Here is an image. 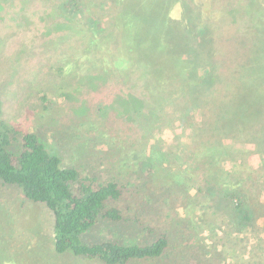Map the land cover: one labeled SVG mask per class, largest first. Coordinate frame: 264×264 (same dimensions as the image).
<instances>
[{
	"label": "trees",
	"instance_id": "16d2710c",
	"mask_svg": "<svg viewBox=\"0 0 264 264\" xmlns=\"http://www.w3.org/2000/svg\"><path fill=\"white\" fill-rule=\"evenodd\" d=\"M202 1L0 0V12L13 15L12 20L17 22V11L24 16L40 13L50 28L42 33L45 43H50L51 37L60 43L75 37L76 48L85 56L75 69L85 65L96 70L93 75L64 80L66 85L78 84L79 89L62 93L75 116L84 117L89 110L85 101L78 104V96L103 88L109 90L107 110L116 112L119 120L132 124L135 130L145 128L150 134L155 121L159 124L166 116H161L159 107L154 105L155 98L165 106L173 105L168 113L172 125L183 132L192 131L196 137L193 142L201 139L205 144L199 149L196 142L194 146L188 143L186 151L178 156L174 151L164 153L156 137L160 132L143 134L138 143L148 150L143 158L135 157L138 162L134 171L127 164L126 147L116 146L119 155L114 167L121 169L122 175V169H128L129 177L136 176L123 193L119 173L98 182L82 180L79 171L65 166L64 158L51 153L37 134L21 132L6 123L0 100V184L18 189L24 199L52 215L56 254L102 264H130L167 259L172 249L179 247L189 249L197 264H211L212 253L194 241L191 224L198 221L188 219L192 214L189 204L200 205L197 198L207 194L211 198L209 206L225 204L228 225L237 234L249 229L258 234L254 218L264 216V204L256 201L260 198V170L248 167L247 171L241 165L227 170L224 162L229 161L237 146L253 145L264 165V126L262 134H255L257 120L264 118V31L255 17L256 28L247 23L238 38H228L230 54L237 41L238 51L232 54L236 69L227 78L222 77L217 69L230 58L226 59L227 51L221 54L222 63L214 59L217 53L211 56L212 31L201 19L197 20L206 16ZM236 1L239 0L224 3L230 4L227 15L233 26L245 24L244 18L256 9L253 7L251 12L250 5L234 6ZM214 2L208 0V11L213 10ZM249 3L252 5L254 0ZM175 13L178 16H173ZM20 25L26 23L17 24ZM137 88H141V93H134ZM210 93L214 96V113L204 122H195L191 113L206 107L205 97ZM187 115L190 119L186 120ZM77 127L81 132L83 125ZM19 134L21 137L17 138ZM122 134L125 142L131 138L128 132ZM78 135L86 138L89 134L84 131ZM149 139L157 141L151 146ZM175 160L183 170L180 165L179 169H171ZM156 161L164 163L163 173L155 166ZM243 171L248 175L241 174ZM188 182L192 183V190ZM136 211L138 221L133 220ZM143 218L151 219L153 225L147 226ZM205 225L209 229L214 226L213 222ZM117 226L128 233L137 232L140 237L126 242L115 233ZM104 230L111 233L109 240H105ZM91 231H95L93 235ZM198 250L202 256L196 253Z\"/></svg>",
	"mask_w": 264,
	"mask_h": 264
},
{
	"label": "rangeland",
	"instance_id": "374dc122",
	"mask_svg": "<svg viewBox=\"0 0 264 264\" xmlns=\"http://www.w3.org/2000/svg\"><path fill=\"white\" fill-rule=\"evenodd\" d=\"M239 1L233 2L234 6L247 7L250 5L251 12L253 7H256L253 13H250L249 18H244L247 20V22H243L245 24H239V26L231 24L230 17L227 15L230 4L225 5V0H215L213 10L210 11L207 9L208 0H203L205 8L202 7V9L206 16L202 15L197 19L198 21L201 19L212 31L214 44L210 51L211 56L217 53L214 59H219V62L222 63L221 54L227 51L226 59H230L217 69L221 76L226 78L232 69H236V62H232L236 58L232 54L236 49L238 51L237 41H235L236 46L230 54L228 38H238L240 32L244 33L247 23L256 28L255 17L262 24L261 28L264 31V0H254L252 5L249 3L250 0ZM17 13L20 16L18 22L12 20L13 15L7 16L6 13L0 12L2 119L16 130L37 134L51 153L64 158L65 166L75 167L79 171L82 180L89 178L98 182L119 173V186L124 187L123 193H126L128 182L135 179L136 176L134 174L129 177L128 169H122L124 171L122 175L121 169L118 170L114 167L119 155L116 146L126 147L124 150L125 158L128 159L127 164L132 171L137 170L135 163L143 158L148 150L146 146L138 143L143 134L153 135L160 132L156 137H158V144L164 153L174 151L176 155L180 156L186 151L188 143L190 146H194L195 142L199 149L204 148L203 140L197 139L193 142L196 137L192 131L183 132L178 126L172 125L168 119V113L174 109L173 105L167 103L165 106L164 102L155 100V98H153L154 105L159 107L161 116H166L162 117L159 124L155 121V128H152L154 130L150 134L146 133L148 131L145 128L142 131L135 130L132 124H126L119 120L116 112L107 110L105 105L108 104L109 90L103 88L92 94L79 95L78 104L85 101L89 110L84 117L75 116L72 107L66 103V98L62 93L78 88V84L66 85L64 80L67 77L73 80L78 76L93 75L96 70L86 68L85 65L79 70L75 69V64L85 58L76 48L75 37H69L66 43L57 42L55 37H51V42L45 43L47 39L42 36V33L47 32L50 28L49 23L40 18V13H28L26 16L22 12L17 11ZM173 16H178V14L175 13ZM23 22L26 23L25 26H17ZM82 83L80 91L85 89ZM135 92L136 94L141 93V88L135 89ZM154 93L156 92L154 91ZM43 95L46 96V99L42 98ZM205 98L207 102L204 103V106L206 105V107L191 113V119L195 122H204L208 116L214 113L215 106L212 99L214 96L210 93ZM98 109H102L103 112ZM185 119H190V117L187 115ZM79 124L83 125L79 133L85 131L89 134L86 138L79 137L77 127ZM263 126L264 118H259L255 126V134L258 131L262 134ZM123 132L130 133L131 138L127 139V142L124 140L126 137L122 134ZM20 137L19 134L17 138ZM157 140L149 139L150 145L153 146ZM136 156L138 160L135 159ZM208 162H204L205 165ZM154 164L161 173L164 172V163L158 164L156 161ZM172 165V170L179 169L180 164L178 165L176 160ZM235 165L237 167L241 165L247 171H249L248 167H252L253 171L260 170L258 174L260 175V198L256 201L264 204V165L260 154L253 145L237 146L229 161L224 162V168L227 170L233 169ZM180 169L184 168L180 165ZM247 171H243L241 174L247 176ZM199 185L203 184L199 183ZM188 188L192 190L191 182H188ZM209 197V194L203 198L198 197L197 201L200 205L190 203L192 214L188 216L190 218H187L189 221L197 220L202 224L201 226L198 223V225L191 224L196 237L194 241L201 243V247L212 253L211 264H264V216L254 218V224L260 233H254V230L249 229L245 233L237 234L228 225L229 216L225 204L213 206L211 203V207L208 205L209 199H211ZM184 202L187 203V200L185 199ZM207 205L210 207L208 210L206 209ZM185 212L187 213V211ZM212 212H215V215L212 216ZM135 213L133 220L138 221L139 211ZM142 221L147 226L153 225L151 219L143 218ZM210 222H213L214 225L211 229L205 225ZM115 229V233L124 237L126 242L140 237L139 233H128L121 226H117ZM94 232L91 231L90 235H93ZM53 235V217L48 211L42 206L24 199L18 189L0 184V264H102L83 257L56 254L53 250ZM103 235H106L105 240H109L112 236L106 230ZM197 252L202 256L201 250ZM195 259L190 255L189 249L175 247L167 259L133 261L130 264H197Z\"/></svg>",
	"mask_w": 264,
	"mask_h": 264
}]
</instances>
